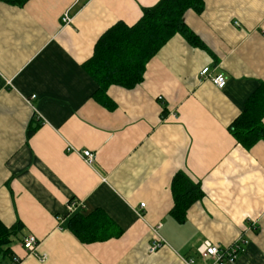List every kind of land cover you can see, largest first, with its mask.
Instances as JSON below:
<instances>
[{"label":"crops","instance_id":"1","mask_svg":"<svg viewBox=\"0 0 264 264\" xmlns=\"http://www.w3.org/2000/svg\"><path fill=\"white\" fill-rule=\"evenodd\" d=\"M158 1L0 0V220L24 224L0 264H219L201 256L202 243L240 238L235 264H264V141L248 149L229 129L264 82V0H205L185 21L206 48L176 34L142 83L101 92L86 67L97 40ZM206 66L226 76L224 88L200 76ZM179 171L204 190L183 222L171 215ZM71 200L122 234L81 242L67 226ZM159 223L165 242L151 251ZM29 234L46 261L24 248Z\"/></svg>","mask_w":264,"mask_h":264},{"label":"trees","instance_id":"2","mask_svg":"<svg viewBox=\"0 0 264 264\" xmlns=\"http://www.w3.org/2000/svg\"><path fill=\"white\" fill-rule=\"evenodd\" d=\"M24 5L28 0H5ZM205 0H159L144 7L141 18L133 25L118 21L97 40L94 53L86 62L89 74L105 92L118 85L135 88L145 78L148 62L176 34H181L190 44L200 48L206 45L187 25L185 14L189 10L202 13ZM232 135L246 148L264 141V82L246 101L244 110L229 127ZM35 131L28 129V137ZM174 207L171 215L183 222L188 210L204 197L201 182L194 181L186 172L179 171L172 180ZM68 229L83 243L104 241L119 237L122 229L101 210L87 215L77 211L68 222ZM24 228L22 221L8 227L0 220V257L10 254L11 243Z\"/></svg>","mask_w":264,"mask_h":264},{"label":"built area","instance_id":"3","mask_svg":"<svg viewBox=\"0 0 264 264\" xmlns=\"http://www.w3.org/2000/svg\"><path fill=\"white\" fill-rule=\"evenodd\" d=\"M62 20L64 23H69L72 21V17L70 16L69 10L65 12ZM200 76L205 79H211L213 83L219 88H224L227 84L226 76L222 73L212 74L211 68L209 66H206L201 70ZM34 97L35 95L32 96V98ZM67 150H73V147L69 145L67 147ZM79 153L88 164H92L96 159V154L90 149H84ZM83 207L84 205L82 202L71 200L67 204V216L73 215ZM140 207H145V203H141ZM138 213L141 217L143 216L141 212ZM66 217L60 216V223H63ZM160 227L161 225L159 223L154 228L156 236L154 238V242L152 243L151 251L157 250L165 242V239L158 232ZM40 243V239H38V237L34 234H29L23 239V246L30 255L38 257L41 261H46L48 259V255L47 253L40 251ZM244 243H246V241L243 238H240V240L235 242L234 245L223 248L220 245L214 244L211 241L206 240L202 243L198 250L204 259H214L219 264H235L238 260L239 252L243 250ZM188 263L192 264L193 261L190 260L188 261ZM8 264H22V259L20 257L13 256Z\"/></svg>","mask_w":264,"mask_h":264}]
</instances>
